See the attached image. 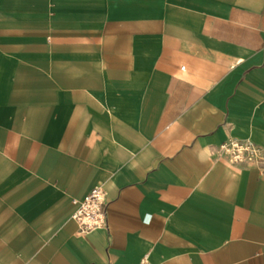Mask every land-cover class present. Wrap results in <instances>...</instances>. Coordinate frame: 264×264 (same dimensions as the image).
I'll list each match as a JSON object with an SVG mask.
<instances>
[{"label":"crops","instance_id":"0c3cea01","mask_svg":"<svg viewBox=\"0 0 264 264\" xmlns=\"http://www.w3.org/2000/svg\"><path fill=\"white\" fill-rule=\"evenodd\" d=\"M143 258L264 264V0H0V264Z\"/></svg>","mask_w":264,"mask_h":264},{"label":"built area","instance_id":"2783aa9c","mask_svg":"<svg viewBox=\"0 0 264 264\" xmlns=\"http://www.w3.org/2000/svg\"><path fill=\"white\" fill-rule=\"evenodd\" d=\"M215 155L233 165L255 163L262 159L259 147L247 139H229L216 147ZM74 203L77 207L71 218L76 223L80 235L107 227V199L101 186L94 187L80 202ZM139 264L149 263L143 258Z\"/></svg>","mask_w":264,"mask_h":264}]
</instances>
